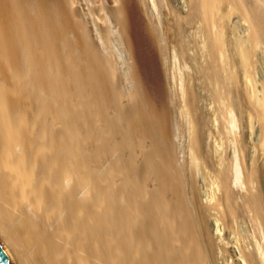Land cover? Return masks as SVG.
Listing matches in <instances>:
<instances>
[{
	"label": "bare ground",
	"instance_id": "bare-ground-1",
	"mask_svg": "<svg viewBox=\"0 0 264 264\" xmlns=\"http://www.w3.org/2000/svg\"><path fill=\"white\" fill-rule=\"evenodd\" d=\"M7 1L0 247L10 262L210 264L184 218L193 187L182 203L174 182L184 189L216 133L235 160L251 158L242 176L218 153L217 187L229 220L239 205L254 221L243 264H264V82L259 93L252 83L256 66L264 79V0ZM219 198L196 205L205 214ZM204 230L214 258L229 249Z\"/></svg>",
	"mask_w": 264,
	"mask_h": 264
},
{
	"label": "rangeland",
	"instance_id": "rangeland-1",
	"mask_svg": "<svg viewBox=\"0 0 264 264\" xmlns=\"http://www.w3.org/2000/svg\"><path fill=\"white\" fill-rule=\"evenodd\" d=\"M9 5H10V2H8L7 0H2V11H3V9H5L6 11H10ZM2 20H3V18H2ZM3 23H4V21L2 22V24ZM3 26L6 27V23ZM258 59L264 63V49L261 51L260 54H258ZM257 65H258V62H257ZM253 76L254 77H253L252 83H254V86H256V89H257V93H259L260 92V85H261L262 81L264 82V79H263V77L260 76V73L258 72L257 66L255 68ZM221 111L222 110L220 109L218 103H216V102H213L211 104L210 109L208 110L209 113L214 112V115H215V117H217L218 121L220 119H223V116H222L223 113ZM215 121H217V120H215ZM240 124L242 125V122H240ZM257 132H258V130H257ZM215 136L217 137V139L215 138L214 142L211 141V145L208 147L209 159L207 160V159H204L203 157L198 156L197 161L199 163V166L197 168L193 169L191 176L186 175L183 178L184 189H182V187H181V184H180L181 179L180 178L176 179V182H174V187L176 188L177 193L180 194V195H178V196H180L179 197L180 202L183 201L184 203L189 204V203H187L186 199H189L190 195H191V194H189L190 191L188 192V188L190 186L193 187L194 193L193 192L192 193L195 194L194 195L195 199H197L199 202L201 200V204H203V205L208 203V201L210 203H212V199L214 198V196L220 197L219 199H221V194H219V190L217 187L218 184L220 183V176L217 174V168L220 167V162L219 163L217 162L218 153H222V154L226 155L225 156L226 158L223 159L222 161H223L224 165L227 166V169H231V172H232V169H233L235 162L239 166L240 175H242V176L245 175L246 170L249 168V165H250L249 162H250L251 158H250V156H248L249 153L247 150H246L244 156L237 154L236 160H235L234 156L232 155V145H231V142H229V138H226L225 136L220 137L216 133H215ZM212 146H213V148L215 147V150H212ZM255 158H256V167L259 171V175H260V177L263 181V184H264V155L256 154ZM221 166H222V164H221ZM233 177L234 176L232 174L231 181H230L232 187H234ZM239 199L240 198L237 197L238 203H240ZM185 200H186V202H185ZM197 200L195 203L199 204V202L197 203ZM182 203L181 204L179 203L177 206L179 208H181ZM196 204L194 205L193 209L188 208V207L187 208L184 207V218L188 219L192 224L198 226L196 228L197 234H200V235L202 234L203 237H201L199 235L200 236L199 238H202V239L204 238L203 239L204 241H202V243L205 244V249L208 250L207 254L209 255L208 256L209 257V263L210 264H228V263L232 262L231 264H236V263L237 264H243L244 262H243L241 255H240L239 247H240V245H243V244H247L248 247H251V245H252V242L254 239L253 238L254 236H252V235H254L255 231H253V230L255 229V227L253 224L254 221H251L252 220L251 217H249L248 214L244 213V211H242L240 208H238V206H239L238 205L237 206L238 212H237L236 216L233 218V220H229L227 218V215L225 214L224 201L222 202V199L220 200L219 206H217L214 209L208 210L205 214H203L201 212V208H199L201 206L200 205L198 206ZM196 208L199 210L196 211ZM171 211H172V207L170 205H168V212H171ZM186 212H188V213H186ZM204 221H205V224H206V227H207L209 233H211L215 242L219 243V245L221 243H225L226 246H228V248H229V249H227V247H225V249H227V251H224L223 253L217 252L216 258H214L212 256V254L209 251V244L206 243L208 241H207V234L205 233V230H204ZM187 226H190V225H187ZM196 230H195V232H196ZM198 230H199V232H198ZM230 250H231V252H233V256H231V252H229ZM234 255H235V257H234Z\"/></svg>",
	"mask_w": 264,
	"mask_h": 264
},
{
	"label": "water",
	"instance_id": "water-1",
	"mask_svg": "<svg viewBox=\"0 0 264 264\" xmlns=\"http://www.w3.org/2000/svg\"><path fill=\"white\" fill-rule=\"evenodd\" d=\"M0 264H12L7 257V255L4 253V251L0 247Z\"/></svg>",
	"mask_w": 264,
	"mask_h": 264
}]
</instances>
